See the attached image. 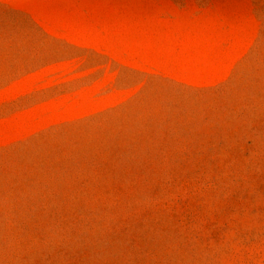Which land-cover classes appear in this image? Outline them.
<instances>
[{
  "label": "rangeland",
  "instance_id": "obj_1",
  "mask_svg": "<svg viewBox=\"0 0 264 264\" xmlns=\"http://www.w3.org/2000/svg\"><path fill=\"white\" fill-rule=\"evenodd\" d=\"M0 264H264V0H0Z\"/></svg>",
  "mask_w": 264,
  "mask_h": 264
}]
</instances>
